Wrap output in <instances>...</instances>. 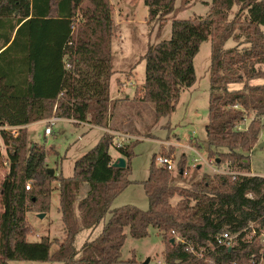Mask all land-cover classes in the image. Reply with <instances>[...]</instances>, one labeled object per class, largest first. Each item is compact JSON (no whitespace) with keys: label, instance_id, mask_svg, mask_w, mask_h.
Wrapping results in <instances>:
<instances>
[{"label":"trees","instance_id":"1","mask_svg":"<svg viewBox=\"0 0 264 264\" xmlns=\"http://www.w3.org/2000/svg\"><path fill=\"white\" fill-rule=\"evenodd\" d=\"M144 1L151 23L166 21L178 0ZM113 36L110 0H0V124L24 126L56 117L109 128L120 100L110 94L116 72ZM209 39L208 157L250 169V156L264 127V83L251 84L264 79V0H212L206 16L174 18L171 38L150 43L142 56L146 74L138 100L154 105L156 122L170 116L182 89L196 82L194 58ZM229 40L235 46L226 47ZM237 83L243 86L231 87ZM1 135L10 166L0 184V264H142L136 255L123 260L122 248L128 234L146 238L150 228L162 237L168 264L261 262L264 176L204 173L182 186L185 158L174 175L157 166L154 155L149 176L141 181L148 209L112 207L132 183L135 143L115 147V136L105 131L77 159L72 176L57 177L49 172L45 145L28 146L25 127L17 137L7 131ZM112 146L126 158L125 168L113 166ZM55 180L66 237L60 242L43 235L31 241L27 213L51 209ZM102 221V230L78 247L80 234ZM223 232L236 235L231 247L217 243ZM250 232L256 234L245 239ZM54 244L58 247L52 252Z\"/></svg>","mask_w":264,"mask_h":264},{"label":"rangeland","instance_id":"2","mask_svg":"<svg viewBox=\"0 0 264 264\" xmlns=\"http://www.w3.org/2000/svg\"><path fill=\"white\" fill-rule=\"evenodd\" d=\"M110 1L114 18L113 66L116 70L111 79L110 94L114 100H120L114 110L109 127L123 133L119 140L122 145L136 144L133 149L135 155L131 161L129 176L132 183L114 200L112 207L128 204L143 210L148 209L149 200L141 181L148 178L154 155H157V166H161L158 162V156L161 154L172 158L176 163V169L172 171L174 175L178 173L179 161L183 157L185 158L186 173L185 178L180 182L182 186H189L192 181L201 178L204 173L213 175L223 171L222 173L264 176V127L259 142L251 153L250 169H242L229 162L218 164L215 159L208 157L209 147L205 144V139L206 125L209 120L210 39L201 44L200 51L194 58L196 82L192 86L182 89L176 110L170 116L162 117L156 122L154 105L138 100L146 74V62L142 56L147 51L149 44L171 38L174 18L189 19L194 16H206L211 9L212 0H178L176 11L166 21L151 23L148 22L149 10L144 0ZM236 11L237 8L234 9V12ZM233 46H235L233 40H229L226 44L228 48ZM122 83L127 85L123 90H121ZM253 83H264V79L252 80L251 84ZM242 86L243 83L231 85L235 89ZM55 118L43 119L25 127L28 130V146L34 142L44 144L47 166L54 168V175L70 177L74 173V164L77 159L98 143L104 131L100 127L81 123L74 119L52 122L51 120ZM262 122L264 123V118H262ZM248 123L249 119L244 121L240 128H245ZM48 125H51L53 130L52 134L47 136L45 128ZM114 135L117 136L118 133H114ZM260 143H263L261 147ZM114 146H118L117 141H114ZM114 146L110 148V154L115 161L119 153ZM6 149L0 133V184L7 175L10 166ZM52 184L54 190L51 209L44 212L43 218L39 216V212L27 213V220L33 227L28 236L31 241L40 240L43 235L60 240L66 237L59 211V181L55 180ZM104 222L100 223L98 230H102ZM126 232H128V228H126ZM84 234L83 232L78 237V247H81L83 243ZM255 234L256 232H250L245 239H250ZM231 236L234 244L236 235ZM258 241H260V253L263 256L260 264H264V231L259 235ZM57 247L58 245L54 244L52 252ZM164 252L165 243L158 230L150 228V235L146 238L135 239L128 234L122 248V259L126 260L136 255L137 262L140 263L150 259L149 264H168L165 261ZM9 264L60 263L14 260Z\"/></svg>","mask_w":264,"mask_h":264},{"label":"built area","instance_id":"3","mask_svg":"<svg viewBox=\"0 0 264 264\" xmlns=\"http://www.w3.org/2000/svg\"><path fill=\"white\" fill-rule=\"evenodd\" d=\"M263 118H264V116H263ZM55 120H62V119H60V118L56 119L55 118L54 120H51V121L54 122ZM68 120H70V119H68ZM81 123H86V122H81ZM26 126L27 125L19 126V125L0 124V133H1V131H7V132L11 133L14 137H17L19 135L21 128H24ZM52 130H53L52 126L48 125L45 128V135H47V136L51 135ZM105 131H107L108 133H110L112 135H114V133L115 134L118 133L117 136L114 135L115 136L114 141H117L118 146H122V144L119 142V140L121 139V136H123V133H119V132L112 130V129H105ZM158 162H159V165L167 168L170 171H173L176 169L175 161L167 155L161 154L160 156H158ZM222 172H220V173H222ZM26 188H27V190L31 189V182H28ZM177 238H180L179 234L177 235ZM232 240H233V238L228 232H223L217 236V243L219 245H222V246H230L231 247L233 245ZM157 264H160V263H157Z\"/></svg>","mask_w":264,"mask_h":264},{"label":"water","instance_id":"4","mask_svg":"<svg viewBox=\"0 0 264 264\" xmlns=\"http://www.w3.org/2000/svg\"><path fill=\"white\" fill-rule=\"evenodd\" d=\"M262 145H263V143H260V144H259L260 147H261ZM113 166H115V167H119V168H125V167L127 166V160H126V158L123 157V156L118 157V158L114 161ZM49 172H50L51 175H54V173H55L54 168H49ZM181 173H183V171H181ZM44 215H45L44 213H40V214H39V216H40L41 218H43ZM172 241L174 242L175 240L172 239ZM149 263H150V259H147L145 262H142V264H149Z\"/></svg>","mask_w":264,"mask_h":264},{"label":"crops","instance_id":"5","mask_svg":"<svg viewBox=\"0 0 264 264\" xmlns=\"http://www.w3.org/2000/svg\"><path fill=\"white\" fill-rule=\"evenodd\" d=\"M122 85V89L121 90H123L124 89V87H126L127 85H126V83H122L121 84ZM127 97H130V96H127ZM96 127H98V126H96ZM104 132H105V129H112V128H102V127H100ZM112 130H116V131H118V132H121V131H119V130H117V129H112ZM120 156H122V155H118V157H120ZM117 157V158H118ZM116 158V159H117ZM105 223V222H104ZM101 231V229L100 230H98V227L97 228H95V229H93V230H88V231H85L84 233V240H83V243L81 244V246L86 242V241H88V240H91L92 238H94L99 232ZM52 240H54V239H52ZM60 242L61 241H63V240H60V239H58Z\"/></svg>","mask_w":264,"mask_h":264}]
</instances>
